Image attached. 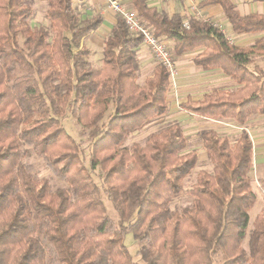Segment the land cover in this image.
Returning <instances> with one entry per match:
<instances>
[{
  "label": "trees",
  "instance_id": "obj_1",
  "mask_svg": "<svg viewBox=\"0 0 264 264\" xmlns=\"http://www.w3.org/2000/svg\"><path fill=\"white\" fill-rule=\"evenodd\" d=\"M74 2L48 0V28L31 25L32 0H0V264H142L126 243L128 234L140 243L145 264H216L218 254L221 264H264V210L249 227L257 201L249 131L232 142L204 129L213 170H200L189 189L184 180L198 152L186 151L179 123L127 145L130 135L168 111L171 73L158 63L138 82L143 37L121 16L95 67L83 39L103 18L81 17ZM132 3L155 34L169 40L174 60L197 50V66L220 68L238 85L188 98L181 108L242 124L264 114V69L251 67L254 56H264V34L240 46L214 21L191 17L186 28L179 14L147 0ZM202 4H220L236 34L264 33V13L242 15L233 0ZM68 112L88 131L90 165L82 143L63 125ZM31 153L69 187L53 189L48 178L39 179L26 161ZM97 167L102 184L93 176ZM183 194L193 197L191 204L173 209Z\"/></svg>",
  "mask_w": 264,
  "mask_h": 264
},
{
  "label": "rangeland",
  "instance_id": "obj_2",
  "mask_svg": "<svg viewBox=\"0 0 264 264\" xmlns=\"http://www.w3.org/2000/svg\"><path fill=\"white\" fill-rule=\"evenodd\" d=\"M32 1L35 14L31 21V25L33 27L45 26L49 28V20L46 17L48 0ZM74 4L76 11L81 17H87L92 14V11H90L89 8L82 9V4L77 0H75ZM255 8L256 9L253 12H264L259 6H256ZM214 22L220 25V27L225 31L226 35L236 43L235 36L231 33V30L227 26H225L221 21ZM105 36V34L101 35L100 33H97V36H94L93 38H90V35H88L83 39L84 44L91 50L90 60L93 62L95 67H100L102 65L103 49H101V41L102 38L107 37ZM96 37L98 39L97 41H94V38ZM196 52L198 51L196 50L184 54L187 63H190L191 57ZM179 63L181 62L175 60V73L171 76V87L168 93V111L164 115L154 119L140 131L130 135L126 141V144L130 146L134 142L144 143L152 132L159 131L175 123H179L183 128L185 136L187 137L188 143L186 151L188 152L191 150H196L198 152L197 165L184 180L185 187L189 189L196 182L200 170H207L210 172L213 170V165L207 158V154L203 146L201 132L204 129L213 128L220 135H225L232 142H235L243 129L248 130L254 143V165L249 174L252 179L253 189L257 195V201L249 212V227L251 228L255 216L261 210H264V190L261 186V180L264 179V114L255 113L250 116L247 122L242 124L238 123L234 119L229 118H204L184 110L181 108L180 104L185 101L188 96L196 98L202 96L205 92H208L213 88H236L237 84L225 74L203 71L194 67L191 70L188 66L181 67ZM254 65H259L264 69V56H254V62L251 64V67ZM151 72L152 67L149 70H145L144 66L140 64L138 82L143 84L145 78ZM62 122L66 130L82 143L85 149L86 162L88 165H90L88 131L77 123L76 119L71 115L70 112H68L66 116L63 117ZM26 161L34 166V170L39 179L48 178L50 180L53 189L69 187V184L65 180L58 178L54 174L42 157L37 156L35 153H31V155L26 158ZM93 176L99 184H102L103 172L99 167L93 170ZM102 198L106 205L108 214L117 220L118 215L111 202L108 200L105 191L102 192ZM192 200V196L189 194H183L179 197H176L172 201L171 206L173 209H180L191 204ZM126 243L129 246V249L135 260L145 264L141 257L137 254V251L140 248V243L133 238L132 234L127 235ZM244 246L248 248L247 239L244 242ZM221 262V255H216L215 263L221 264Z\"/></svg>",
  "mask_w": 264,
  "mask_h": 264
},
{
  "label": "crops",
  "instance_id": "obj_3",
  "mask_svg": "<svg viewBox=\"0 0 264 264\" xmlns=\"http://www.w3.org/2000/svg\"><path fill=\"white\" fill-rule=\"evenodd\" d=\"M77 1L82 4L81 5L82 9L83 8L84 9L89 8L90 11H92V14L90 16H87V17H91L95 14H100L103 18L99 27L95 31H93L89 34L90 38L97 36V33H100L101 35L105 34L106 36H108L111 33V30L114 27V25L117 23L119 15L114 10H112L111 8L108 7L105 0H77ZM121 1L126 5L134 7L132 0H121ZM202 1L203 0H199L200 6L203 10V13H204L206 19L211 20V21H221L225 26H227L231 30L230 23L225 18L222 6L220 4H202ZM233 1L235 2L237 9L239 10V12L242 15H247V14H251V13H264V12H253V11H255L256 6L261 7L262 11H264V1H256V0H233ZM152 4L157 6L159 9L166 11L170 15L179 14L181 17H183L184 20H188L189 18L192 17V12L190 9L191 3L188 1H181V0H168V1H159V2L154 1V3H152ZM231 33L236 38L235 39L236 43L235 42L234 43L237 45H240V46H249V45L253 44L257 38H259L260 36H262L264 34V33L236 34L232 31H231ZM97 39H98L97 37L94 38V41H97ZM104 40H105V38H102L101 49H103ZM168 43L170 44L169 40H168ZM196 53H194L193 56L191 57L190 63H187L184 55L180 56L176 60L181 62V63H179V65L181 67H187L188 66L191 70L194 67L197 69L199 68L200 70H203V71H208V72H212V73L216 72V73L225 74L226 76H228L220 68L205 70V69H202L201 67L197 66L193 61V57ZM138 58H139L140 64L142 66H144L145 70H149L152 67V72L150 74H148L147 77L151 76L153 74L154 69H155L156 65L158 64V62L156 61V59H155L153 53L151 52L150 48L145 43H143L138 50ZM146 78H145V80H146ZM231 80L234 81L232 78H231ZM213 89H215V88H213ZM205 93H207V92H205ZM205 93L202 96H199L196 98L192 97V96H188L187 99L188 98H192L194 100L201 99L205 95ZM187 99L185 101H187ZM185 101H183V102H185Z\"/></svg>",
  "mask_w": 264,
  "mask_h": 264
},
{
  "label": "built area",
  "instance_id": "obj_4",
  "mask_svg": "<svg viewBox=\"0 0 264 264\" xmlns=\"http://www.w3.org/2000/svg\"><path fill=\"white\" fill-rule=\"evenodd\" d=\"M108 7L114 10L119 16H121L129 30L132 33L140 34L143 37L144 43L150 48L156 61L165 65L171 73V76L175 73V60L172 52L169 48L168 40L162 36L155 34L153 27L145 22L139 15L138 11L129 5L124 4L121 0H105ZM151 5L152 3L168 0H147ZM190 2V9L192 17L199 20H207L203 10L200 6L199 0H181ZM184 27L189 28V20H184Z\"/></svg>",
  "mask_w": 264,
  "mask_h": 264
}]
</instances>
